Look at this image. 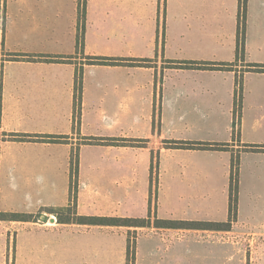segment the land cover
Returning <instances> with one entry per match:
<instances>
[{
  "label": "crops",
  "instance_id": "crops-1",
  "mask_svg": "<svg viewBox=\"0 0 264 264\" xmlns=\"http://www.w3.org/2000/svg\"><path fill=\"white\" fill-rule=\"evenodd\" d=\"M252 65L264 66V0H0V192L35 206L27 221L0 218V264H131L132 229L143 232L134 264H247L236 236L264 228V73ZM156 153L163 171L180 169L179 199L207 215L178 218L212 227L60 224L45 212L75 194L80 216L138 218L124 206L139 194V156Z\"/></svg>",
  "mask_w": 264,
  "mask_h": 264
},
{
  "label": "rangeland",
  "instance_id": "rangeland-1",
  "mask_svg": "<svg viewBox=\"0 0 264 264\" xmlns=\"http://www.w3.org/2000/svg\"><path fill=\"white\" fill-rule=\"evenodd\" d=\"M149 62V61H148ZM141 106V105H140ZM145 106V104L143 105ZM168 147V146H167ZM180 147V146H179ZM160 153V152H159ZM157 158H153L152 154H142L139 156V173H138V179H139V194L136 195V200L131 204L130 202L125 204L124 206V212H127L126 209L131 210L128 212H132L133 214H136L139 218L142 219V216H145L143 218L146 219H152L149 223L156 224L158 221H166L167 223L171 222H187V221H181L178 217H184L191 216L193 218V221L196 220H205L204 218L207 217L206 213H200L199 215L195 214L194 210L202 211V207L200 205V202L193 201V203L181 201L179 199L178 195V183L177 181L174 182L173 177L180 175V169L177 168L175 170H170V166L172 163H168L170 166L166 168V170H162V156H159L156 153ZM155 160V161H153ZM159 161V162H158ZM151 163L150 169L147 167V165ZM199 164V163H194ZM201 164V163H200ZM205 165H208V163H203ZM238 166L239 163H232V177H231V183H230V197H231V205L232 207V213L230 219L232 221L236 220V185H237V176H238ZM237 169V170H236ZM237 172V173H236ZM221 185H216L215 183L212 185L211 188L214 190L215 187H220ZM0 187L2 185L0 184ZM213 193V192H212ZM215 195V193H213ZM145 196H147V201H145ZM220 197V195H219ZM213 198L212 203L217 205L223 201V198ZM242 203V216L248 217L249 212L251 211V202L249 200L245 199V195L242 196L241 199ZM204 202V201H203ZM211 202V198H210ZM227 202V199H226ZM208 203V202H207ZM211 204V203H210ZM128 205V206H127ZM200 205L198 208H194ZM211 207V206H210ZM209 207V208H210ZM35 206L27 203V201H15V200H4L3 193L0 192V215H2L3 218H16L18 220H29L27 214H29L30 210L34 209ZM39 214V213H37ZM193 215L195 217H193ZM173 216V217H171ZM221 216H226L227 213L221 214ZM136 218V219H138ZM135 219V218H132ZM231 221V222H232ZM235 222V221H234ZM240 226L242 225V222L239 221ZM152 227V226H151ZM138 230L142 231V229H132L131 232L128 233L129 239H130V260L131 264H134V260L131 258L132 255H134V251L136 250V244L140 236H138V233L143 232H137ZM257 233L256 235H248L243 234L244 236H236L238 237V241H241L243 246V250L247 253L248 261L247 264H264V228L258 231H255ZM240 235V234H239ZM147 239H154V243L158 244V237L155 238L154 236H147ZM247 239L252 240L255 239V242L253 244H250ZM142 248L143 252L145 253L146 248L145 242L146 240L142 237ZM192 243V242H191ZM188 243V250H198L196 251L199 255H205L210 249L206 246H200L196 245L193 248L190 246L193 245V243ZM190 244V245H189ZM173 252V251H172ZM263 256V257H262ZM168 258V255L166 256ZM222 258L217 259V262L214 261L215 264H231L227 259ZM167 259V258H166ZM195 262V263H194ZM207 261L205 259H199V260H193V263H190L188 261L187 264H206ZM144 264H148V261ZM166 264H171L169 260H166Z\"/></svg>",
  "mask_w": 264,
  "mask_h": 264
},
{
  "label": "trees",
  "instance_id": "trees-1",
  "mask_svg": "<svg viewBox=\"0 0 264 264\" xmlns=\"http://www.w3.org/2000/svg\"><path fill=\"white\" fill-rule=\"evenodd\" d=\"M95 61V60H94ZM93 63V61H92ZM95 63H104V60H97ZM94 63V64H95ZM254 69L253 71L264 73V66L260 65H252ZM27 138V137H26ZM43 139L48 140L49 142H56L60 140H64V137L60 138H52L49 136H43ZM194 146H205L202 144L196 145H188V147L193 148ZM181 148H187L186 145H180ZM231 199V197H230ZM233 205H231L232 210ZM48 214L54 215L58 219V223L60 224H78L85 226H117V227H130V228H146L151 227V219H132V218H114V217H87L80 216L76 211V196L72 194L71 203L69 206L61 209H47L45 211ZM28 218L32 219L33 215H27ZM2 220H10V221H27V220H18L16 218H3L0 215ZM156 228H181V229H206L207 227H212L213 225L209 223H199V222H171L167 223L166 221H158L157 225L154 224ZM216 227V225H214ZM219 228L221 226H218Z\"/></svg>",
  "mask_w": 264,
  "mask_h": 264
}]
</instances>
